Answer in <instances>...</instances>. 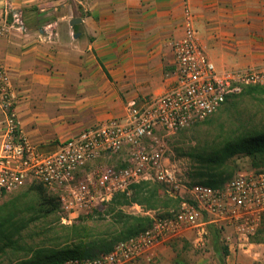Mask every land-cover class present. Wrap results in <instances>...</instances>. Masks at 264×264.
Returning <instances> with one entry per match:
<instances>
[{
    "label": "built area",
    "instance_id": "obj_1",
    "mask_svg": "<svg viewBox=\"0 0 264 264\" xmlns=\"http://www.w3.org/2000/svg\"><path fill=\"white\" fill-rule=\"evenodd\" d=\"M9 25L21 28L19 12ZM181 36L168 45L173 69L166 90L141 104L130 102L121 118H113L42 149L20 128L7 69L0 64V196L40 184L57 198L71 223L79 215L140 182H157L177 201L176 209L155 216L144 230L116 241L108 252L68 258L58 264H153L157 250L181 240L194 247L212 245L211 230L227 253L249 254L264 222V169L240 164L218 186L184 183L164 162L160 132L174 133L213 114L227 97L244 87L264 88V63L217 72L196 39L193 14L183 3ZM54 25L45 26L44 41L54 38ZM115 157L119 163H105ZM255 253V252H254Z\"/></svg>",
    "mask_w": 264,
    "mask_h": 264
},
{
    "label": "crops",
    "instance_id": "obj_2",
    "mask_svg": "<svg viewBox=\"0 0 264 264\" xmlns=\"http://www.w3.org/2000/svg\"><path fill=\"white\" fill-rule=\"evenodd\" d=\"M184 1L0 0V28L13 18L7 4L22 22L0 34V64L19 97L22 131L53 150L85 128L121 118L128 103L163 93L173 69L168 41L181 36ZM186 1L217 72L264 63V0ZM51 24L54 38L44 41ZM177 246L159 247L153 264H179Z\"/></svg>",
    "mask_w": 264,
    "mask_h": 264
},
{
    "label": "rangeland",
    "instance_id": "obj_3",
    "mask_svg": "<svg viewBox=\"0 0 264 264\" xmlns=\"http://www.w3.org/2000/svg\"><path fill=\"white\" fill-rule=\"evenodd\" d=\"M262 129H264V93L245 88L239 94L225 100L205 120L174 133L160 132L164 162L175 170L184 183L203 184L212 180L221 183L229 177L235 164H247L251 161L239 155L228 159L222 165H215L210 161L214 152L237 135ZM103 162L119 163L121 159L112 157ZM33 185L35 184L2 195L0 203L16 207L21 216L33 215L40 210L37 195L30 190ZM154 190H157L158 202L151 207L148 205V197ZM46 192L49 194L47 190ZM124 193L128 203L117 205L113 209V214L102 215L106 210L107 202L79 215L71 223H64L65 215L59 207L53 217L54 220L56 218L54 223H51V220H47L49 224L38 222L37 227L32 229L27 237L29 239H34L38 235L43 237L49 226L57 223L65 226L79 224L89 234H107V239L114 244L127 236L125 232L130 224L126 222H131L127 217L148 218L152 221L153 217L172 212L177 206L174 199L157 182H146ZM254 241L258 245L249 254L238 252L230 255L228 259L219 241L216 243L215 253L210 249V245L194 247L187 240L175 242L171 246L178 245L173 251L176 253L175 261L179 264H220L222 259L224 264H264V234L255 237Z\"/></svg>",
    "mask_w": 264,
    "mask_h": 264
},
{
    "label": "trees",
    "instance_id": "obj_4",
    "mask_svg": "<svg viewBox=\"0 0 264 264\" xmlns=\"http://www.w3.org/2000/svg\"><path fill=\"white\" fill-rule=\"evenodd\" d=\"M245 88H250L252 91L260 90L264 93V88L262 87L248 86L244 87L242 91ZM239 155L249 158L251 162L247 164L253 169H264V129L233 137L214 152L210 161L215 165H222L228 159ZM237 166L238 163L235 164L228 178H230ZM224 181L218 183L212 180L203 182V184L218 186ZM141 184H146V182L132 185L129 189L132 190ZM30 190L37 195L38 207L40 208L33 215L28 217L21 216L16 207H9L5 203H0V264H58L68 258L94 256L110 250L113 244L112 241L107 239V234H89L79 224H71L70 226L58 223L55 225L50 224L52 226H49L48 230L44 232L43 237L38 235L34 239H29L27 235L32 229L37 227L38 222L40 224H49L47 220H51V223L55 222L56 218L54 220L53 217H55L60 207L57 198L47 194L45 188L40 184L35 183V185L30 187ZM124 194V192L115 194L106 204V210L102 215L113 214V209L117 205L127 204V198H125ZM148 199V205L151 207L155 206L158 202L157 190L152 191ZM174 201L177 204V201ZM127 218L131 222H126L130 224L125 232L126 237L144 230L152 222L148 218ZM211 233L213 251L215 253L214 249L218 242V233L213 229ZM259 233L264 234V222ZM222 249L224 255H227V249L225 247ZM223 261L222 259L220 264H224Z\"/></svg>",
    "mask_w": 264,
    "mask_h": 264
},
{
    "label": "water",
    "instance_id": "obj_5",
    "mask_svg": "<svg viewBox=\"0 0 264 264\" xmlns=\"http://www.w3.org/2000/svg\"><path fill=\"white\" fill-rule=\"evenodd\" d=\"M50 150H52V149H50Z\"/></svg>",
    "mask_w": 264,
    "mask_h": 264
}]
</instances>
